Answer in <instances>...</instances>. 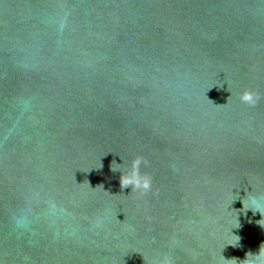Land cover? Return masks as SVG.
Returning <instances> with one entry per match:
<instances>
[{
  "label": "water",
  "instance_id": "water-1",
  "mask_svg": "<svg viewBox=\"0 0 264 264\" xmlns=\"http://www.w3.org/2000/svg\"><path fill=\"white\" fill-rule=\"evenodd\" d=\"M0 264H264V0H0Z\"/></svg>",
  "mask_w": 264,
  "mask_h": 264
},
{
  "label": "clouds",
  "instance_id": "clouds-1",
  "mask_svg": "<svg viewBox=\"0 0 264 264\" xmlns=\"http://www.w3.org/2000/svg\"><path fill=\"white\" fill-rule=\"evenodd\" d=\"M241 99H242L243 102H246V103H249V104L255 102L254 96L250 92L243 93ZM140 164H141V161L139 159H137L136 161L133 162V165H132L133 170H134L133 171V176L125 177V176H123L121 174V179H120L121 188H126V187H129V186H131V189H133V187H143L144 189H148L149 188L150 182L147 179H145L141 183V181L137 178L138 169L140 167ZM247 209L253 210V208H251V207H249ZM257 210L260 212L258 207L255 209V211H257ZM97 226H99V225H97ZM17 227H21V228L27 227V223L25 221L18 220L17 221Z\"/></svg>",
  "mask_w": 264,
  "mask_h": 264
}]
</instances>
